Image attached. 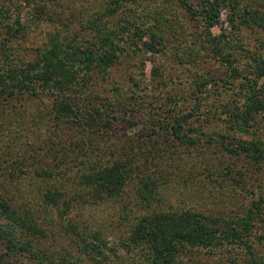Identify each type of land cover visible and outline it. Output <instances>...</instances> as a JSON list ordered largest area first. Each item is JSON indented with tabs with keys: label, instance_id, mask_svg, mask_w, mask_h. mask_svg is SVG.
<instances>
[{
	"label": "trees",
	"instance_id": "obj_1",
	"mask_svg": "<svg viewBox=\"0 0 264 264\" xmlns=\"http://www.w3.org/2000/svg\"><path fill=\"white\" fill-rule=\"evenodd\" d=\"M45 1L49 0H39V16L46 12ZM145 1L148 0H107L80 25L89 30V37H81L75 33L60 35L55 31L47 37L46 42L35 47L34 54L25 60L19 54L16 55L9 45V40L22 30L19 16L16 15L13 23H9L10 7L0 6V29L4 32L0 41V104L22 95L49 97L53 101L54 118H67L76 132L71 136L72 139L77 140L81 135L96 131L113 141L117 137L112 130L114 124H136V118L144 114L143 103L135 96L131 97L137 95L133 90L131 96L127 95L128 99L106 103L107 108L94 99H90V103L87 100L86 105L81 104L91 96L88 95L87 88L95 75L102 73L104 78V73L124 53H169L181 61L194 49V45L179 38L175 39L176 44L171 48L170 38L166 34L168 19L164 16V11L161 9L157 14L153 13L146 18L143 14L151 13L147 11ZM149 1L157 2L160 7L163 2L167 3V7H180L184 14L203 22L204 30L200 34L203 46L225 66V78L221 79V83L215 82L214 86L219 88L223 83L239 82L236 93L242 96L241 102L226 101L218 106L222 107V114L228 115L229 121H233L238 131L249 134L248 138L229 137V141L222 143L223 149L233 156L243 155L253 164L264 166L263 133L254 127L258 114L264 111V65L262 61L253 59V67L248 70L250 74L244 73L230 57L231 54L224 53L225 39L229 35L224 31L212 35L210 31L217 23L221 10L227 13L232 26L249 20L241 18L248 11H241L238 0ZM120 11L124 13L116 16ZM256 13L252 11L248 14L254 19L257 18L253 17ZM162 72L157 67L153 70V76L158 74L162 78ZM128 78L136 87L144 83L143 77L130 75ZM261 78L262 81L258 84ZM194 80L189 91L194 102L189 112L183 111L178 99L168 102L169 108L164 119H160L152 108H148L149 116H146L147 123L140 127L141 135L137 137L140 140L137 139L135 155H144L146 149L157 148L159 143L165 149H180L182 146L188 149L194 144L198 136L196 129L193 135H189L193 128L188 126L185 129L183 124L189 122L193 113L196 110L199 112L203 106L205 97L201 94L206 91L210 78H205L204 81ZM210 107L209 105L207 108ZM104 137H100V140ZM132 143L133 141L129 142L130 145ZM124 149L125 145H122L115 151L96 157L99 160L95 159L96 163L87 168L80 165L87 156L84 153L87 146L77 154L79 157L84 156V159H77L78 164L73 160H66L62 155L52 154V164L57 172L74 177L76 188L68 196L58 189H47L41 194L42 204L47 212L54 208L62 228L74 235L75 251L65 245L54 246L52 249L42 247L41 240L49 236L44 225L48 215L45 214L44 220L37 219L30 208L16 206L0 183V264H15L14 260L19 258L21 261L32 259L36 264H82V256L99 264H116L118 262L114 259H121V248L126 253L136 254L137 247H141L146 255L143 264H190L178 259L179 254L197 248L212 252L214 248L226 244L245 247L249 252L248 257L245 256L241 261L233 258L232 264H264V232L258 235L263 246L259 252L254 251L253 241L246 239L256 222L264 218L263 195L252 200L251 206L242 216L227 219L189 208L177 211L154 207L159 200V187L165 182V176L144 171L146 159L134 162L130 149ZM49 152V148L43 149V155ZM54 167L39 161V166H33L28 171H31L33 177L49 179L54 175ZM10 175L13 176L14 171ZM134 178L136 204L148 211L133 218L129 224L128 236L123 241L109 246L99 231L86 229L68 218V208L74 200L91 206L106 199L118 198ZM79 199L81 201H77Z\"/></svg>",
	"mask_w": 264,
	"mask_h": 264
},
{
	"label": "rangeland",
	"instance_id": "obj_2",
	"mask_svg": "<svg viewBox=\"0 0 264 264\" xmlns=\"http://www.w3.org/2000/svg\"><path fill=\"white\" fill-rule=\"evenodd\" d=\"M107 0H49L45 13L39 16V0H0V6L10 7L11 18L19 16L22 30L9 40V45L14 53L25 60L34 54L35 47L47 41V37L57 31L60 35L75 33L79 36L89 37V30L80 25L92 12L98 11ZM193 1V0H192ZM241 11H248L242 15L246 22L232 26L227 13L221 10L217 23L210 29L212 35L222 31L229 35L226 38L224 53H230L235 64L244 73L253 67V59L262 61L264 65V0H238ZM145 7L151 14H143L146 18L161 9L167 17V35L170 38L169 46L176 44V38L194 45L190 55L186 54L181 61L169 53H124L120 59L110 66L104 73H98L87 88L88 96L81 104L90 103V99L98 104L114 103L117 100L128 99L127 95L134 90L137 98L143 103L144 114L136 118V124L115 123L113 132L117 134L111 141L100 134L90 132L74 140L76 132L72 129L67 118H54L53 101L49 97L17 96L10 101L0 104V183L6 188L16 206L30 208L37 219L44 220L48 215L45 227L49 236L41 240L44 248L65 245L68 249L76 250L73 242L74 235L62 228L60 218L54 208L48 212L43 208L42 196L47 189H58L68 196L75 190V178L70 175H61L52 164V154L62 155L66 160L79 163L77 154L84 150L86 158L80 162L82 168H87L96 163V157L105 155L111 150L125 145L124 150L130 149L133 161H145L147 172L153 175H163L166 180L159 187V200L154 207H163L171 210L193 209L205 214L221 218H236L242 216L251 206L252 200L257 196H264V166L253 164L243 155L233 156L227 153L222 146L230 140L229 137L248 138L249 134L243 133L229 121L228 115L222 114L220 103L241 102L242 96L236 93L239 82L223 83L217 88L215 82L221 83L225 78V66L220 59L204 48L202 37L204 25L202 21H195L180 7H167L163 2L160 7L157 2L145 1ZM173 5H176L175 3ZM3 8V7H2ZM140 9V8H139ZM252 11L256 15L250 18ZM124 12H118L119 16ZM240 19V18H238ZM13 26V25H12ZM3 29H0V41L3 39ZM173 50V49H172ZM18 52V53H17ZM163 70L162 78L157 74L153 76L155 68ZM143 77L144 83L136 87L132 85L129 76ZM210 78L206 91L201 95L205 97L200 111L197 110L184 122L185 129L193 128L189 135L196 129L198 136L188 149H165L159 143L157 148L146 149V154L139 155L137 138L141 135V125L147 123L149 109L152 108L160 119L166 116L171 99H178L183 111L189 112L193 105L194 97L189 94L194 79L204 81ZM262 78L258 81V84ZM218 89V90H215ZM218 91H220V94ZM135 93V94H136ZM97 96H94V95ZM126 97V98H125ZM211 106L209 109L207 107ZM79 106V105H78ZM160 107V109H157ZM107 108V107H106ZM105 109V108H104ZM264 112V111H263ZM260 112L255 128L264 139V113ZM138 113V112H137ZM137 117V114H135ZM60 119V120H59ZM70 126V127H69ZM100 137H104L100 140ZM133 143L130 145L129 142ZM50 149L49 154L43 155L45 147ZM129 146H132L129 148ZM129 148V149H128ZM184 148V149H183ZM42 149V150H41ZM78 159V160H77ZM96 159V160H95ZM39 161L54 167V175L49 179L41 176L33 177L31 167L39 166ZM14 175L11 176V172ZM136 179H131L122 196L106 199L98 205L79 203L75 200L68 208L67 216L73 222L89 230L99 231L105 243L111 246L128 236L129 224L139 214L147 213V209L137 205L134 197ZM79 191V190H78ZM81 201V199L77 200ZM40 219V220H41ZM264 232V218L256 222L247 241H253V249L259 252L263 247L260 244L259 234ZM121 259L116 264H143L146 255L137 247L134 253H126L120 249ZM249 252L245 247L226 244L214 248L211 252L197 248L184 251L178 259L188 261L190 264H232V259L238 261L248 257ZM15 264H36L31 260H14ZM82 264H99L87 260L82 256ZM108 264H111L108 262Z\"/></svg>",
	"mask_w": 264,
	"mask_h": 264
}]
</instances>
